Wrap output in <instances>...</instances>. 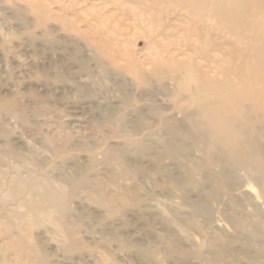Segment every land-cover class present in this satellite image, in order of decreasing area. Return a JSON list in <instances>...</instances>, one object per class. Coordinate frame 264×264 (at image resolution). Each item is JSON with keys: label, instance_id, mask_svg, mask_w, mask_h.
<instances>
[{"label": "rangeland", "instance_id": "obj_1", "mask_svg": "<svg viewBox=\"0 0 264 264\" xmlns=\"http://www.w3.org/2000/svg\"><path fill=\"white\" fill-rule=\"evenodd\" d=\"M209 20L177 0H0V264H264V166L238 163L264 164V72L242 76Z\"/></svg>", "mask_w": 264, "mask_h": 264}, {"label": "bare ground", "instance_id": "obj_2", "mask_svg": "<svg viewBox=\"0 0 264 264\" xmlns=\"http://www.w3.org/2000/svg\"><path fill=\"white\" fill-rule=\"evenodd\" d=\"M179 1L197 9L202 20L203 18L208 19V21L211 19L214 24L221 26L219 31L222 35H233L236 41H239L241 45L238 49L245 60L242 66L239 67L242 70V76L255 77L258 75L255 74V71L259 74L264 72V17L260 15L261 10L259 8L250 5L247 0H177V2ZM204 28L206 30L209 26L207 25V28L206 26ZM250 38L255 40L254 47L248 46ZM129 69L132 70L131 72L134 75L139 76L140 72L137 67L132 66ZM239 88L240 91L237 95L243 96L245 85ZM237 95L234 94L235 99H237ZM255 106L260 109V115L264 116V102L256 103ZM203 108V114L212 119L210 128L213 130L210 136L214 135L213 138H216L214 142L217 145L221 144L234 148L236 127L231 124L229 118H226L227 116L223 112L209 109L208 106ZM242 115L244 117V113ZM209 140H211V137ZM212 140L211 142L214 144ZM212 144L210 143V145ZM238 163L245 167L262 168L264 166L256 150L250 156L240 159Z\"/></svg>", "mask_w": 264, "mask_h": 264}]
</instances>
